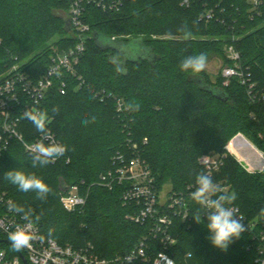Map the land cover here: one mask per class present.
Segmentation results:
<instances>
[{
    "label": "trees",
    "instance_id": "16d2710c",
    "mask_svg": "<svg viewBox=\"0 0 264 264\" xmlns=\"http://www.w3.org/2000/svg\"><path fill=\"white\" fill-rule=\"evenodd\" d=\"M253 1L190 0L186 5L183 0H126L118 11L87 6L91 38L77 68L82 80L71 79L66 95L53 87L42 103L50 118L48 129L68 147L65 158L33 167L32 155L18 141H12L0 158L1 189L15 205L33 210L44 237L62 246L92 243L101 257L110 259L129 253L149 236L151 221L139 225L126 217L135 205H123L124 185L109 190L100 181L113 167L114 155L128 151L132 142L152 170L158 195L168 186L170 193L185 194L190 204L188 219L180 213L173 219L176 242L168 251L176 264H257L253 234L243 233L227 251L211 245L206 218L202 224L192 218L198 206L187 188L195 186L198 173H206L202 156L225 154L222 168L211 177L225 193L235 195L232 205L257 223L256 233H264V169L250 172L226 150L241 133L264 156V101L252 102L237 77L225 86L222 70L212 79L205 69L197 74L179 69L185 57L200 53L207 59L218 55L226 66L232 65L225 47L234 45L242 69L251 73L263 95L264 0L259 13L253 12ZM70 6L71 0H0V75L18 66L39 78L54 48L73 47L75 39L66 24ZM209 10L215 17L208 21L204 14ZM185 24L190 38L179 31ZM101 38L118 44H102ZM115 98L123 99L125 106L138 103L139 111L118 114ZM54 107L59 111L53 112ZM21 130L27 140L39 133L30 121H24ZM239 138L230 150H250L258 158L248 141ZM245 155L240 157L250 159ZM16 168L43 179L51 189L46 200L37 199L35 192L19 191L5 179L4 173ZM75 185L81 194L88 193L87 203L82 211L68 212L61 194ZM147 242L150 256L166 249L159 239L150 237Z\"/></svg>",
    "mask_w": 264,
    "mask_h": 264
},
{
    "label": "built area",
    "instance_id": "2783aa9c",
    "mask_svg": "<svg viewBox=\"0 0 264 264\" xmlns=\"http://www.w3.org/2000/svg\"><path fill=\"white\" fill-rule=\"evenodd\" d=\"M125 1L71 0L67 17L75 45L63 49L54 48L51 63L39 78L19 71L18 66H14L0 78V158L8 151L12 141H18L25 152L32 155L29 146L40 140L42 134L38 133L32 140H27L21 130L22 123L27 120L22 119L21 114L28 108L43 111L42 103L53 87H56L61 95H66L70 89L69 81L71 79L82 80L77 68L86 50L87 41L91 38V26L85 20L87 6L93 4L102 7L104 11H118ZM183 3L189 5L190 0H183ZM252 4L253 12L259 13L262 0H254ZM204 17L208 21L212 20L215 13L213 10H209L204 14ZM227 54L233 64L222 69L224 85L228 86L231 79L237 77L246 86L252 102L264 101V94L257 91V83L252 81L251 73L242 69L240 52L234 45H229ZM115 105L118 114L127 111L123 99L115 98ZM50 133L51 138L61 142L55 133L51 131ZM232 141L226 146V150L234 154L229 148ZM144 143H147V139L144 140ZM64 158L65 155L52 163L59 162ZM224 158L225 154H208L200 158V164L207 174L213 175L222 168ZM69 160L67 158V161ZM113 160V167L101 175V184L109 190H113L117 185H124L121 195L123 205H135L133 212L126 217L139 225H145L151 221L149 236L144 237L129 253L109 259L101 257L92 243L79 247L62 246L53 238L44 237L38 225L34 223L32 231L35 233V239L31 242V247L19 252L14 251L8 240V233L26 222L21 218V214L11 210L10 206L15 203L0 186V233L2 235L0 264H138L140 262L176 264L174 258L169 254L168 247L176 242L171 234L174 215L180 213L183 215V219L190 217L191 207L186 200V195L168 192L166 200L161 201L162 193L158 195L152 170L137 143L130 142L128 151H118ZM187 189L190 196L191 192L195 190V186H189ZM87 198L88 193L81 194L76 185L68 187L61 194V202L68 212L82 211L87 203ZM231 206L236 209L237 215L242 217L243 223L247 225L248 230L244 233L253 234L256 239L254 242L257 252L256 263L264 264V233L257 234V223L249 220L238 206ZM177 207H181V209L177 211ZM201 215L206 218L204 214ZM150 237L159 239L166 249L158 252L155 256H150L147 242Z\"/></svg>",
    "mask_w": 264,
    "mask_h": 264
},
{
    "label": "clouds",
    "instance_id": "9594fccd",
    "mask_svg": "<svg viewBox=\"0 0 264 264\" xmlns=\"http://www.w3.org/2000/svg\"><path fill=\"white\" fill-rule=\"evenodd\" d=\"M179 31L185 38H190L192 33L188 26L182 25ZM207 64L205 53L190 55L185 57L179 64L181 72L197 74L202 72ZM129 111H139L138 103H130L125 106ZM53 112H58V108H53ZM22 119L30 121L35 129L42 134L37 142L29 146L32 153V166L43 167L56 159L65 155L68 151L66 144L51 138L48 129L50 122L46 111L27 109L21 114ZM95 121L93 118L92 122ZM89 121H84L87 124ZM48 141L47 143L45 141ZM5 179L24 193L35 192L37 199L44 201L51 192L50 187L34 173H28L18 168L4 173ZM190 198L193 204L198 206L197 211L192 213V218L197 224L204 223L202 215L206 216V228L209 233V241L212 246L220 251H227L230 245L241 238V235L247 231V225L243 223V218L237 215L236 209L231 205L235 201L234 194H227L216 184L211 175L200 172L195 177V190L191 192ZM11 210L21 214V218L26 222L17 226L15 230L8 233V240L14 251H21L31 247V242L35 239V233L32 231L34 220L33 210L25 209L21 205H11ZM264 216V208L260 210ZM40 216L35 217L39 221Z\"/></svg>",
    "mask_w": 264,
    "mask_h": 264
},
{
    "label": "rangeland",
    "instance_id": "374dc122",
    "mask_svg": "<svg viewBox=\"0 0 264 264\" xmlns=\"http://www.w3.org/2000/svg\"><path fill=\"white\" fill-rule=\"evenodd\" d=\"M100 43L105 44V45H109V44L110 45H116V44H118L116 41H114L112 39H107V38H101L100 39ZM228 47H229V45L225 47V54H226L227 58H228V54H227ZM225 66H226V64L224 63V60L220 56L213 54V55H210V57L207 59V64H206V67H205V71H206L207 74L210 75V77H212V79H215L217 77V75H219L221 73V70ZM5 74H7V72L3 73L0 76H4ZM240 136L243 137L244 139H246V137L243 134L239 133L235 137H233V139H231V141L236 139V138H239ZM239 140L242 141L241 138H239L238 141ZM246 141H248L249 145H251V147L254 149L253 151L252 150L251 151L256 153V155H259L260 157L259 156H258V158L255 157L250 152V150L243 151L242 149H241L242 151H239L240 153H238V151H235V152L233 151L234 155L239 159L241 164L244 167H246V169H248L250 172L262 171L264 169V164H263L264 162H262V160H261V158H262L263 161H264L263 153L261 151H259L255 147L254 144H253L254 145L253 146L252 143L248 139H246ZM257 153H259V154H257ZM241 154H246L245 157L249 156L250 159L240 157ZM250 155H251V157H250ZM169 190L170 189H169L168 186L164 188V190H163V192L161 194V196H162L161 201H165L166 200V197H167V194H168ZM84 244H86V243H84ZM84 244H82L80 246H83Z\"/></svg>",
    "mask_w": 264,
    "mask_h": 264
},
{
    "label": "water",
    "instance_id": "95a60500",
    "mask_svg": "<svg viewBox=\"0 0 264 264\" xmlns=\"http://www.w3.org/2000/svg\"><path fill=\"white\" fill-rule=\"evenodd\" d=\"M66 24H67V30H70V22H69V20H67ZM113 39H114V38H113ZM216 94H217V96H218L219 98H222V99H224V100H227V99H228V97L225 96L223 92H222V93H218V92H217ZM65 189H67V188H65Z\"/></svg>",
    "mask_w": 264,
    "mask_h": 264
},
{
    "label": "crops",
    "instance_id": "0c3cea01",
    "mask_svg": "<svg viewBox=\"0 0 264 264\" xmlns=\"http://www.w3.org/2000/svg\"><path fill=\"white\" fill-rule=\"evenodd\" d=\"M247 139V138H246ZM253 145V144H252ZM254 146V145H253Z\"/></svg>",
    "mask_w": 264,
    "mask_h": 264
}]
</instances>
